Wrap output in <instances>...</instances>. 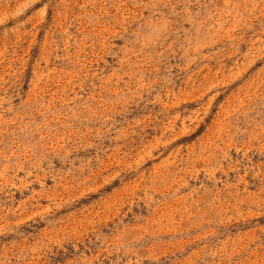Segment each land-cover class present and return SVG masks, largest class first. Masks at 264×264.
Wrapping results in <instances>:
<instances>
[{
	"label": "rangeland",
	"instance_id": "1",
	"mask_svg": "<svg viewBox=\"0 0 264 264\" xmlns=\"http://www.w3.org/2000/svg\"><path fill=\"white\" fill-rule=\"evenodd\" d=\"M0 264H264V0H0Z\"/></svg>",
	"mask_w": 264,
	"mask_h": 264
}]
</instances>
